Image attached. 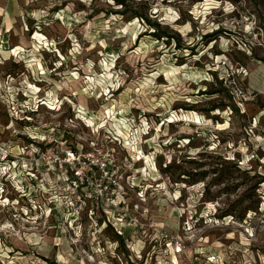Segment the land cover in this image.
I'll return each instance as SVG.
<instances>
[{
    "label": "rangeland",
    "instance_id": "1",
    "mask_svg": "<svg viewBox=\"0 0 264 264\" xmlns=\"http://www.w3.org/2000/svg\"><path fill=\"white\" fill-rule=\"evenodd\" d=\"M263 89L264 0H0V264H264ZM60 142L115 160L125 240L28 164Z\"/></svg>",
    "mask_w": 264,
    "mask_h": 264
},
{
    "label": "built area",
    "instance_id": "2",
    "mask_svg": "<svg viewBox=\"0 0 264 264\" xmlns=\"http://www.w3.org/2000/svg\"><path fill=\"white\" fill-rule=\"evenodd\" d=\"M35 163L42 168L50 169L55 165L67 170L70 175L66 181L65 194L69 197L68 206L77 215L84 211L90 218L99 214L104 219V225L110 226L117 237L123 240L128 227L143 225L141 218L145 211L132 205L127 198V190L119 186V180H123L124 176H118V167L109 153L96 149L83 151L60 142L55 148L46 147L36 151L28 161L31 165ZM125 178L128 181L132 176L128 174ZM192 219L190 217L186 221L187 227ZM172 252L175 259L183 255L184 247L179 239H175ZM208 260L214 262L216 256Z\"/></svg>",
    "mask_w": 264,
    "mask_h": 264
},
{
    "label": "bare ground",
    "instance_id": "3",
    "mask_svg": "<svg viewBox=\"0 0 264 264\" xmlns=\"http://www.w3.org/2000/svg\"><path fill=\"white\" fill-rule=\"evenodd\" d=\"M17 50H18V48H15V49H13V51H12L11 53H13V54H14V53H17ZM1 53H2V52H1ZM74 80L79 81V77H75ZM30 86H31V85H30ZM263 90H264V89H263ZM81 106H82V105H81ZM82 110H83V109H82ZM108 113H109V112H108ZM177 117H178V115H175V114H174V116H171V118L169 119V121H174V120L177 119ZM191 118H192V117H191ZM80 119H82V118H80ZM187 119H189V116H186V117H185V120H187ZM171 123H172V122H171ZM199 123H200V122H199ZM123 131H124V130L121 129L120 132L123 134ZM117 132H119V131H117ZM122 134H121V135H122ZM139 158H140V157H139ZM144 159H145V157H142V160H144ZM138 160H139V159H138ZM170 196H171V195H170ZM176 200H177V199H176ZM174 259H175V258H174Z\"/></svg>",
    "mask_w": 264,
    "mask_h": 264
},
{
    "label": "trees",
    "instance_id": "4",
    "mask_svg": "<svg viewBox=\"0 0 264 264\" xmlns=\"http://www.w3.org/2000/svg\"><path fill=\"white\" fill-rule=\"evenodd\" d=\"M122 6L124 5V2L123 1H118Z\"/></svg>",
    "mask_w": 264,
    "mask_h": 264
}]
</instances>
